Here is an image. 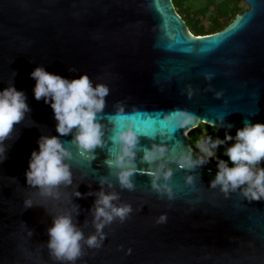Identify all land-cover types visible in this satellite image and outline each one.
<instances>
[{
	"label": "water",
	"instance_id": "water-1",
	"mask_svg": "<svg viewBox=\"0 0 264 264\" xmlns=\"http://www.w3.org/2000/svg\"><path fill=\"white\" fill-rule=\"evenodd\" d=\"M244 2L246 8L220 30L193 34L172 0H0V90L13 83L31 108L16 125L13 138H18L6 142L8 159L0 163V264H60L41 247L52 216L78 205L74 222L85 236L94 232L91 209L101 176L113 184L104 185L106 192L120 194L114 203H130L133 212L123 224L106 226L102 246H85L76 264H264V200L249 202L239 190L225 197L219 186L211 188L218 171L213 160L190 170L169 162L176 195L171 201L151 189L147 175L134 177L135 191L120 189L103 164L117 115L135 119L141 146L165 143L174 152H191L193 159L201 154L187 133L199 123L226 131H237L245 121L264 123V0ZM38 65L68 79L87 73L94 85L109 86L98 114L106 144L95 149L92 160L67 145L74 155L73 184L62 192L79 190L82 197L41 201L25 210L24 198L35 191L25 177L31 153L42 134L59 135L50 104L34 97L30 73ZM204 72L215 75L208 81ZM117 102L124 103L123 113ZM176 107L197 119L187 128L162 125L158 113ZM60 138L71 141L72 134ZM142 155L137 154V167L147 169ZM189 175L192 185L185 183ZM161 214L167 222L157 224Z\"/></svg>",
	"mask_w": 264,
	"mask_h": 264
},
{
	"label": "clouds",
	"instance_id": "clouds-1",
	"mask_svg": "<svg viewBox=\"0 0 264 264\" xmlns=\"http://www.w3.org/2000/svg\"><path fill=\"white\" fill-rule=\"evenodd\" d=\"M69 70L76 71L75 68ZM214 75V72L203 73L208 81H211ZM13 76H16L15 71ZM30 76L35 80L33 88L35 99L37 101L43 99L53 109L57 122L56 132L59 135L42 134L37 140L38 150L31 153L25 177L28 188L35 191L24 198L25 210L32 208L34 204H40L41 201H59L63 198L70 203L73 195L83 196L79 190H74L71 194L62 192V189L73 184L72 165L69 162L74 159V155L67 145L76 146L79 149V156L86 160L96 158L95 149L103 148L106 144L104 125L98 119V114L103 113L106 97L110 93L106 83L97 82L94 85L87 73L68 79L48 72L42 65H38ZM186 88L191 98L193 95L191 85H187ZM215 95L222 96L223 90L216 92ZM26 101L25 92L18 90L13 83L0 90V163L8 159L9 144L6 142L18 138V134L13 138L16 125L24 121L31 112ZM116 107L118 113L125 111L122 102H117ZM158 115H162V125L171 123L175 129L187 128L197 119L194 113L179 107L168 112H160ZM218 118L223 123V116ZM113 120L115 124L112 135L108 138L112 146L108 149V157L103 164L109 169V175L115 177L120 189L135 191L134 177L137 174L147 175L150 177L151 189L161 197L166 195L171 201L176 195L169 183L173 177V169L168 166L169 162L190 170L203 165L211 158H216L218 171L210 181L211 188L219 186L225 197L239 190L241 196L249 202L264 200V167H261L264 162V123L245 121L244 126L237 129L235 136L226 132L224 139L218 137L214 140L211 137L202 139L197 145L202 155L198 159H193L191 152H174L165 143H153L150 148L141 146V134L136 129L135 119L130 115L122 119L117 115ZM232 127L231 123L227 124L228 129ZM69 134H72L71 141L60 138ZM227 141H233L224 150V155L228 159H220L216 155V149ZM138 152L143 153L140 162L147 163L149 165L147 169L137 167ZM99 183L101 189L96 193L91 209L94 232L85 236L83 230L74 222L73 214L79 215L78 205L72 204L70 208L52 216V224L47 229L49 239L41 246L47 248L52 261L76 264V261L86 254L85 246L88 249H99L102 246L107 235L104 231L106 226L116 221L123 224L130 218L133 212L132 205L127 202L114 203L120 201V194L104 190L106 183L109 188L113 187L111 180L101 176ZM185 183L192 185L193 177L187 176ZM166 222L167 214H161L156 219L157 224ZM28 235H32L31 230ZM131 252L132 249L129 248L127 254ZM42 258L41 252L40 259Z\"/></svg>",
	"mask_w": 264,
	"mask_h": 264
},
{
	"label": "trees",
	"instance_id": "trees-1",
	"mask_svg": "<svg viewBox=\"0 0 264 264\" xmlns=\"http://www.w3.org/2000/svg\"><path fill=\"white\" fill-rule=\"evenodd\" d=\"M239 1L240 0H172L176 11L181 15L193 34H206L223 28L238 12L245 8L240 6ZM207 11H209V22L203 25L200 23L198 14L203 15ZM201 129H203V134L206 135V138L211 137L214 140L217 137L220 139H224L225 137V133H223L221 128L207 123L201 122L191 128L188 131L189 142L200 154L202 153L197 147L196 141L200 139ZM229 132H232V135L235 136L233 131ZM220 147H222V145L216 149L217 152L220 150ZM261 167H264V162H262Z\"/></svg>",
	"mask_w": 264,
	"mask_h": 264
},
{
	"label": "rangeland",
	"instance_id": "rangeland-1",
	"mask_svg": "<svg viewBox=\"0 0 264 264\" xmlns=\"http://www.w3.org/2000/svg\"><path fill=\"white\" fill-rule=\"evenodd\" d=\"M239 4L240 6H243L246 8V3L244 2V0H240L239 1ZM208 12L207 11L206 13H204L203 15L201 14H198V17L200 19V23L203 24V25H206L208 22H209V19H208ZM229 133L232 135V132H229V131H226V130H223V133L226 134ZM234 133H236V131H233ZM206 138V135L203 134V129H201V133H200V139L196 141V144L198 145V143L202 140V139H205ZM233 142V141H232ZM231 141L230 142H226L225 144L222 145V147H220V150L217 152L216 151V155L217 157H219L220 159H224V160H227V156L224 155V150L230 146V144L232 143ZM218 153V154H217ZM211 160H213L216 164H217V160L216 158H211ZM230 166H231V163L229 162Z\"/></svg>",
	"mask_w": 264,
	"mask_h": 264
},
{
	"label": "flooded vegetation",
	"instance_id": "flooded-vegetation-1",
	"mask_svg": "<svg viewBox=\"0 0 264 264\" xmlns=\"http://www.w3.org/2000/svg\"><path fill=\"white\" fill-rule=\"evenodd\" d=\"M198 152V151H197ZM199 153V152H198ZM202 155V154H201Z\"/></svg>",
	"mask_w": 264,
	"mask_h": 264
},
{
	"label": "bare ground",
	"instance_id": "bare-ground-1",
	"mask_svg": "<svg viewBox=\"0 0 264 264\" xmlns=\"http://www.w3.org/2000/svg\"><path fill=\"white\" fill-rule=\"evenodd\" d=\"M188 134V133H187Z\"/></svg>",
	"mask_w": 264,
	"mask_h": 264
}]
</instances>
